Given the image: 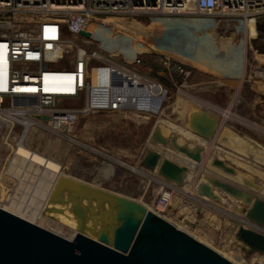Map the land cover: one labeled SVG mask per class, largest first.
I'll return each mask as SVG.
<instances>
[{
	"label": "rangeland",
	"instance_id": "374dc122",
	"mask_svg": "<svg viewBox=\"0 0 264 264\" xmlns=\"http://www.w3.org/2000/svg\"><path fill=\"white\" fill-rule=\"evenodd\" d=\"M127 25L130 29L125 31L126 35L142 42L148 49L145 61L131 66V69L143 78L157 80L168 91L158 109L90 111L76 123L73 140L47 131L33 130L24 144L60 162L63 174L131 198L149 208H152L163 182L171 183L170 202L160 213L165 219L176 226L179 225L181 229L233 262L264 264V252L251 249L240 236L242 227L264 234V224L247 215L251 202L245 201L242 196L229 193L211 181L215 178L227 182L250 194L253 199L259 198L264 201V123L252 121L246 125V121L237 110L233 113L235 120L229 122L230 126L221 127L217 137L207 142L204 137L195 133L187 120L194 109L202 110L208 115L209 111L194 104L190 99L194 96L192 93H186L188 96L186 97L177 93V87H169L163 81L165 78L158 77L157 74L159 71L170 70L169 67L153 62L156 59L154 55L177 59L189 69L190 80L194 67L207 72L210 65L215 63L216 59L225 58L229 50H235L243 60L256 55L264 61V16L252 18L245 23L236 18L152 14L137 16L133 23ZM233 42L239 44L234 45ZM114 61L122 63L118 57L114 58ZM88 65V79L94 91L101 92L100 96H93L94 100L105 103L106 93L109 91L108 74L106 72L105 78L94 81L93 84L94 76L91 73L94 66L105 67L107 70L109 62L93 58L89 60ZM179 79L180 76L177 75L170 80L176 85ZM206 81H209L208 77ZM68 104L80 106L84 104V99H75ZM179 127L187 129L189 133ZM156 131L167 139L166 143L155 138ZM174 137L177 138L178 145L185 144L189 148L200 149L201 161L196 162L180 152L171 140ZM15 150L14 141L6 139L2 143L0 140V180L10 182L1 206L8 205L6 195L12 194L15 186L23 181L21 179L23 174L27 179L24 181L27 189L17 192L16 195L22 194L28 198L35 191L38 177L46 175L42 166L36 167L38 174L22 170L19 168L20 165L15 169L11 164ZM151 151L160 154L157 167L154 168L142 163L144 157ZM214 157L232 166L235 173H228L215 166L212 163ZM164 159L185 167L181 182H174L175 180L160 172L158 165ZM35 166L36 164L33 165ZM213 188L221 197L217 194H215L217 197L205 194L208 189L212 191ZM36 195L39 196V193L35 191ZM36 198L33 200L38 199ZM33 203L35 202L29 203L30 206L34 205ZM52 220L43 213L34 218L36 224L56 231L55 233L66 238H71L77 231L66 224L57 225ZM86 225L82 230L95 238L92 220Z\"/></svg>",
	"mask_w": 264,
	"mask_h": 264
},
{
	"label": "built area",
	"instance_id": "2783aa9c",
	"mask_svg": "<svg viewBox=\"0 0 264 264\" xmlns=\"http://www.w3.org/2000/svg\"><path fill=\"white\" fill-rule=\"evenodd\" d=\"M152 14L236 18L248 23L252 18L264 16V0H0L2 143L11 139L16 147L23 145L33 130L73 140L76 123L90 111L129 108L154 111L148 106L133 105L112 82L106 102H93L97 92L88 79V63L93 58L109 62L108 75L119 74L146 87L158 88L159 107L168 91L157 80L143 78L131 69L141 62L148 49L125 32L135 17ZM82 32H88V36ZM64 53H69L68 59H71L66 68L61 60ZM116 57L122 63L114 61ZM163 62L183 77L190 73L182 62L171 58ZM61 74L70 76L66 80L72 87L71 92L45 88L55 82V75ZM246 75L248 81L264 84L261 57L254 55L246 60ZM81 98L84 104L80 106L68 104ZM143 99L151 100L147 96ZM33 165L26 161L20 168L30 172L37 167ZM21 179L14 191L11 190L13 193H7L6 201H22L27 205L33 194L29 198L16 195L27 189L24 174ZM171 195V183L163 182L152 210L160 214L168 206Z\"/></svg>",
	"mask_w": 264,
	"mask_h": 264
},
{
	"label": "water",
	"instance_id": "95a60500",
	"mask_svg": "<svg viewBox=\"0 0 264 264\" xmlns=\"http://www.w3.org/2000/svg\"><path fill=\"white\" fill-rule=\"evenodd\" d=\"M82 34L88 36V32ZM216 122L201 112L193 116L189 124L197 135L209 142L215 134ZM154 136L162 143L167 141L157 131ZM171 140L180 152L196 162L201 161L200 149L178 145L175 137ZM159 158V152L151 151L142 163L154 168ZM212 163L228 173H235L232 166L218 157H214ZM158 166L169 179L183 180L184 166L169 159L160 161ZM211 181L251 202L247 215L264 224V201L253 199L227 182L215 178ZM9 184L0 181V204ZM64 192H67L66 200L73 201L70 210L79 223L71 238L0 206V264H237L136 200L61 174L50 200L63 203ZM210 192L208 189L205 194ZM89 220L95 226L92 229L95 238L82 230ZM240 236L251 249L264 252V234L242 227Z\"/></svg>",
	"mask_w": 264,
	"mask_h": 264
},
{
	"label": "crops",
	"instance_id": "0c3cea01",
	"mask_svg": "<svg viewBox=\"0 0 264 264\" xmlns=\"http://www.w3.org/2000/svg\"><path fill=\"white\" fill-rule=\"evenodd\" d=\"M233 44L238 45L239 43L233 42ZM154 56L156 58L153 61L154 64L165 65L163 61L166 57ZM146 57L147 55L144 54L141 62L145 61ZM244 60L235 53V50H229L226 57L216 59L207 72L199 71L197 67H194L190 80H188L189 75L183 77L172 67H169L170 70L166 72L159 71L157 74L158 77L165 78L163 81L169 87H177L178 94L188 97L186 93H192L194 96L190 99L194 101V104L205 108L209 111V116L217 120L215 134L211 139L214 140L220 133L221 127L230 126L229 122L234 119L233 113L237 110L240 111L246 125L251 124L252 121L264 123V85L248 81L246 59ZM173 75L180 76L176 85L170 80L173 79ZM207 77L209 81H206ZM201 112L202 110L194 109L189 114L187 123L189 124L192 117Z\"/></svg>",
	"mask_w": 264,
	"mask_h": 264
},
{
	"label": "bare ground",
	"instance_id": "6f19581e",
	"mask_svg": "<svg viewBox=\"0 0 264 264\" xmlns=\"http://www.w3.org/2000/svg\"><path fill=\"white\" fill-rule=\"evenodd\" d=\"M245 27H246V25H245ZM61 60L63 62V64H62L63 67H65V68L69 67V64L71 63V59H68V55L63 54ZM92 68H93V72L91 74H93V76H94L93 84L96 81L105 78V73L107 72L105 67L104 68H98V67L94 66ZM68 77L70 78V76L66 75V74L55 75L54 76L55 82L53 84L46 85L45 88L51 89V90H58V91H62V92H71L72 87L70 85H68V83H67L68 80H66ZM111 82L114 83L116 86H118V89H120L119 91L122 92L126 98L131 99V102H133L132 103L133 105L135 104V106H141V105L142 106H148L152 110L158 109L157 107H158L159 101L161 100V96L157 95L158 88L149 87V86L146 87L141 82L139 83L138 81H135V80L133 81L132 79H127L126 77L120 76L119 74H117V75L113 74L112 76H111V74L108 75V87L111 85ZM138 89L141 90L140 92L143 95L144 94H146V95L141 96V93L138 92ZM95 95L100 96L101 92L98 91ZM146 96L149 99L151 98V100L143 99ZM106 99H107V97H106ZM92 100L95 103H102L101 101H98V102L95 101L94 97ZM150 101H151V103H150ZM147 103H149V104L146 105ZM179 128L182 129V127H179ZM182 130L185 131L186 133H189V131H187V129H185V128H183ZM6 147H7V145H6ZM168 154L169 153H166V155H168ZM26 161H28L30 165L36 164V166H42L44 168V171H45L44 174H46L45 177L42 175V176L38 177V180H36L37 184H35L36 185L35 191L39 193V196H37L38 194L36 195L38 199L35 196V191H33L34 192V193H32L33 198H31L29 200L30 201L29 203H31L33 201L35 202V203H33L34 205H32V206H30V204L27 203V205L25 204L22 207L21 206L22 204L16 200H11L8 203V205H2V206L0 205V206L4 209H6V210H8L14 214H17V215H19L25 219H28L29 221H32V222H35L34 221L35 217L40 216L41 213H43V214L47 215L51 220L53 219L52 221H54L55 224L57 223V225H59L58 223L66 224V225L70 226L71 229L72 228H74L75 230L78 229V227H79L78 219L75 217L73 212L70 210L71 203L73 201L69 200V199L66 200V198H67L66 193L67 192H64V200L65 201L63 203L53 202L50 200L51 191L54 188L55 183H56L59 175L63 174L62 173V168H63L62 164L60 162L52 159V158L44 156L43 154H41L35 150L30 149L25 144H23V145L19 144L16 147V150L14 151V155L12 156L11 164H13V167L15 168V167H17V165H21L23 162H26ZM17 168H15V169H17ZM36 170H37V168L36 169L34 168V170H32L30 172L32 174H38V173H36ZM175 180L178 181L177 179H175ZM0 181L8 182L7 180H0ZM176 181H174V182H176ZM213 194H217V195H219V197H221V195L216 192L215 188H213V190L209 193V196H214ZM34 198H36L37 200H33ZM83 202L86 204V200H83ZM146 207L149 208L148 206H146ZM149 209H152V208H149ZM48 222H50V220ZM177 227L181 228L179 225H177ZM60 229H57V230H60ZM235 263H237V262H235Z\"/></svg>",
	"mask_w": 264,
	"mask_h": 264
}]
</instances>
